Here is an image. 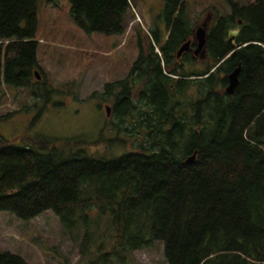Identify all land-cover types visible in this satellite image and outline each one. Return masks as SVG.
<instances>
[{
  "label": "trees",
  "instance_id": "trees-1",
  "mask_svg": "<svg viewBox=\"0 0 264 264\" xmlns=\"http://www.w3.org/2000/svg\"><path fill=\"white\" fill-rule=\"evenodd\" d=\"M68 1L85 32H126L129 0ZM227 2L230 13L209 29L203 70L170 65L192 29L181 23V0H164L165 33L150 31L147 51L138 40L129 74L104 85L114 110L145 130L131 152L66 156L51 141L0 138V211L26 221L51 210L72 234L95 208L108 225L92 233L85 224L81 253L99 238L102 264H127L154 242L167 264H264V0ZM36 4L0 0V88H29L40 69ZM239 65L228 95L227 76ZM0 264L27 262L0 252Z\"/></svg>",
  "mask_w": 264,
  "mask_h": 264
},
{
  "label": "rangeland",
  "instance_id": "rangeland-1",
  "mask_svg": "<svg viewBox=\"0 0 264 264\" xmlns=\"http://www.w3.org/2000/svg\"><path fill=\"white\" fill-rule=\"evenodd\" d=\"M163 1L129 0L126 32L102 35L87 33L75 24L68 0H37L36 60L40 69L34 72L39 79H33L29 88H0V138L15 141L17 146L51 141L63 148L66 156L76 150L109 158L131 152L137 141L143 140L145 130L133 127L132 119L113 110V100L105 96L104 85L129 74L138 55V40L145 49L142 36L149 40L150 31L165 33ZM231 1L244 4L253 0ZM181 2L184 10L180 20L187 30L201 26L209 15L211 27L215 19L230 13L227 0ZM203 61L183 69L201 71ZM137 94L138 87L135 100ZM70 140L82 144L65 145ZM95 210L86 213L87 219L72 234L51 210L26 221L0 211V252L18 255L27 264H102L99 238L93 237L81 253L85 224L92 233L104 232L108 225L107 218H100ZM126 258L127 264H167L160 242Z\"/></svg>",
  "mask_w": 264,
  "mask_h": 264
},
{
  "label": "flooded vegetation",
  "instance_id": "flooded-vegetation-1",
  "mask_svg": "<svg viewBox=\"0 0 264 264\" xmlns=\"http://www.w3.org/2000/svg\"><path fill=\"white\" fill-rule=\"evenodd\" d=\"M206 19L207 20H204L205 21L204 23L206 24V29H205V44L203 46V50L198 52L197 54H195V51L197 49V44H198V41H197L196 35H195V29H197V27L192 28V30L187 32L186 36L182 38V41H181L180 45L178 46L177 50H175V52L172 55H169L170 58L168 59V61H169L170 65H172L174 68H175V66H179V68L182 69V71H185L183 68L186 67L188 64H190V65L195 64L194 61H197V60H204L203 62L206 61L207 56H208V54H207L208 44L207 43H208V32L210 29V27H208L210 15L207 16ZM239 22L241 23V21H239ZM142 40H143V43L145 44V50L147 51L149 49V40L145 36H142ZM160 40H161V43H164L166 38H163V39L159 38V41ZM185 43H189V47L186 51H183L181 53V55L178 57V51H179L180 47ZM188 71L189 70H187L186 72H188ZM109 99H110V101H112L113 97L109 96ZM113 110H114V108H113Z\"/></svg>",
  "mask_w": 264,
  "mask_h": 264
},
{
  "label": "water",
  "instance_id": "water-1",
  "mask_svg": "<svg viewBox=\"0 0 264 264\" xmlns=\"http://www.w3.org/2000/svg\"><path fill=\"white\" fill-rule=\"evenodd\" d=\"M240 23V22H239ZM205 29H206V24L203 23L201 26H199L196 30H195V35H196V39L198 41L197 44V49L195 51V54H197L198 52L203 50V46L205 44ZM234 34L237 33L233 32ZM234 34H231L229 37H232ZM231 41V40H230ZM189 47V43H185L183 44L179 51H178V57L181 55V53L183 51H186ZM240 73V65L234 69L228 76H227V86L225 87L224 91L226 94L228 95H232L234 92L235 87L238 85V76ZM33 75L35 76L36 79H39V76L37 74V72H34ZM109 109L110 108H106L107 114L109 113ZM194 160V156H191L190 158H188L187 162L191 163Z\"/></svg>",
  "mask_w": 264,
  "mask_h": 264
}]
</instances>
